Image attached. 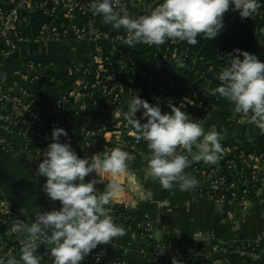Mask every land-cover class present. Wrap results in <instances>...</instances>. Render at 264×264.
I'll use <instances>...</instances> for the list:
<instances>
[{
    "label": "clouds",
    "instance_id": "1",
    "mask_svg": "<svg viewBox=\"0 0 264 264\" xmlns=\"http://www.w3.org/2000/svg\"><path fill=\"white\" fill-rule=\"evenodd\" d=\"M119 0H90L93 15L105 24L126 31L125 45L138 43L162 45L166 40L186 41L196 45L199 38L215 39L224 27L229 10L238 11L241 19L249 18L260 7L259 0H160L148 14L132 16L127 8L117 10ZM242 57V58H241ZM225 67L217 75L220 85L215 93L234 104L235 111L264 130V62L255 54L240 49L225 56ZM162 112L159 103L152 105L139 95L128 104L124 118L151 150L147 170L164 189L176 186L180 191L194 189L198 181L185 172L193 162L215 164L223 151L215 126L205 131L188 119L187 112L174 104ZM142 110L140 119L136 113ZM141 119L146 123H141ZM63 128H54L46 156L38 164L36 175L46 178L42 191L60 208L40 211L29 224L16 219L10 233H21L20 254L0 256V264H40L36 254L40 244L50 246L53 264H82L94 249L125 235L109 214L110 205L122 191L116 178L131 176L129 153L120 147L81 158L71 146ZM186 152V154H185ZM93 173L99 180L85 178ZM105 176L112 177L111 183ZM107 182L103 191L98 183ZM172 264H181L173 258Z\"/></svg>",
    "mask_w": 264,
    "mask_h": 264
},
{
    "label": "crops",
    "instance_id": "2",
    "mask_svg": "<svg viewBox=\"0 0 264 264\" xmlns=\"http://www.w3.org/2000/svg\"><path fill=\"white\" fill-rule=\"evenodd\" d=\"M150 9L149 6H138L134 8V14L147 13ZM100 30L113 35L126 32L123 28L114 29L99 18L94 24V31L82 41L45 40L46 45L39 48L47 49L45 51L47 53H43L37 59H20L19 51L22 46L26 49H34L33 43L41 40L23 41L8 57L0 59L1 82L9 88L19 86L21 81L15 76V72L28 62H44L51 67H57L56 64L63 61L77 64L89 62L100 50L112 54V42L100 40L96 36V31ZM140 69L152 74H158L162 70L154 66H141ZM31 89L39 97L50 99H55L61 93L59 85L53 80L32 86ZM129 102L122 106L102 102L99 106L81 113L73 109L70 112V122L62 126H52L47 132V137L51 143L53 129L63 128L67 131L68 137L61 136V142L70 140L72 148L79 157L100 154L105 151L106 144L97 146L91 151L85 150L83 143L85 133L100 124L119 122L124 117L123 114L128 111ZM141 115L142 110L136 113L137 119H140ZM188 119L197 121L192 117ZM234 119L235 123L229 127L212 125L209 121L197 122L205 131L215 126L223 139L241 134L249 141H255L264 134V130L250 123L249 119L236 116ZM141 121L146 123L144 119ZM110 137L108 135L106 138ZM150 154L151 150L148 149L129 154L130 159L127 163L131 176L116 178L122 191L111 203L114 207L116 205L123 207L131 221L149 224L151 233L148 239H144L138 231L128 228L120 220L119 214L106 206L114 222L124 229L125 235L114 238L109 244L99 245L92 251V256H99L109 263L124 261L127 264H171L173 258L177 259L180 253H187L197 264H264V251L257 255L234 248L235 245L258 243L264 239V182H253L249 187L250 194L244 201L216 203L200 193V190L207 189L209 185L207 168L189 167L185 170L191 178L198 181L194 189L180 191L178 186L164 189L159 181L148 173L147 164ZM35 173L32 155L27 150L25 138L17 131L5 129L0 125V200L10 208L6 216L9 224H14L16 219L30 224L40 211L56 209L55 202L42 191L46 179L38 177ZM88 178L99 180L95 173ZM105 180L111 183L113 178L105 176ZM106 181L98 183L97 189L103 191ZM198 233H202L204 240L207 239L208 242L194 253L191 252V247ZM213 241L226 247L215 248L214 252H211L208 250V245ZM162 244H171L184 251L175 249L170 255L157 260L156 248ZM9 252L6 243L0 249V256H5Z\"/></svg>",
    "mask_w": 264,
    "mask_h": 264
},
{
    "label": "built area",
    "instance_id": "3",
    "mask_svg": "<svg viewBox=\"0 0 264 264\" xmlns=\"http://www.w3.org/2000/svg\"><path fill=\"white\" fill-rule=\"evenodd\" d=\"M159 2L160 0H119L117 10L127 8L132 16L138 17L148 14V12L135 15V7L149 6L152 9ZM99 18L102 17L93 15L90 10V0H0V59L8 57L23 41L31 39H50L56 42L82 41L94 31V24ZM260 33L264 35V28L261 29ZM126 35V32L112 36V34L101 30L96 31V36L100 40H110L112 42V54H106L101 50L94 54L90 61L97 64V70L95 72L84 70V75L91 76V79H84L75 84L70 90L61 92L54 99L55 105L52 108L46 104L44 110H39L40 97L31 89L32 86H36L45 80L48 64L44 62L26 63L22 69L15 72V76L21 81V84L16 88H9L0 80V125L8 130L21 128L18 133L26 140L27 150L32 155V164L35 171H37L38 164L42 162L41 159L45 158V150L50 144L47 132L52 126H62L70 122V112L73 109H76L78 113L85 112L92 106H97L99 101L122 106L137 95L141 97V92L144 91L143 86L141 84L136 86L134 79H130L127 84H113L114 74L105 75L108 70L103 66V58L107 56L114 58L123 73L134 77H138L139 70L145 71L140 69L141 66H149L138 63L130 53L125 51ZM149 46L155 47V55L160 59L154 67L162 68L155 75L168 73L179 77L177 72L173 71V66L184 64L180 62V59L183 58V61H185L189 57L191 45L186 41L166 40L162 45ZM222 54L225 55L226 53L223 52ZM108 59L109 57H107ZM77 71H81V69L72 68L69 70V74L74 75ZM194 88L201 92L202 97H206L204 84L197 82ZM149 89L153 90L152 87ZM142 99L152 105L159 103L162 109L166 104L162 94L156 95L153 93L152 96ZM182 108L186 110L187 107L184 104ZM199 108L203 111V115L195 120L207 121L210 116V105L205 107L200 105ZM188 117L190 116L188 115ZM243 118L248 119L246 116ZM110 125L100 124L88 130L83 137L84 149L91 151L97 146L106 144L105 150L120 147L126 152H134L139 150L140 143L145 141L142 138H137L139 133L128 122L117 128ZM31 135L34 136V139L30 137ZM108 135L111 136L109 139L106 138ZM127 137L134 138V141H127ZM32 143H34L33 148L31 147ZM224 154L230 155L231 150H225ZM236 158L241 162V169H237ZM222 159L223 156L215 164L205 163L208 167L210 180L206 189L208 192L202 194L216 203L231 200L244 201L250 194L249 187L253 182H264V153L246 155L242 152L239 156H234L233 159L228 160L226 163L227 170L235 172L230 177L224 174L218 165ZM246 170L249 171L248 174H246ZM85 180L89 181L90 179L86 177ZM108 206L111 209L114 207L111 204ZM55 208L57 210L60 208L57 201L55 202ZM9 212V206L0 200V249L7 243L11 254L18 258L24 236L21 233L9 232L13 225L6 220ZM135 231H138L144 239H148L151 226L136 223ZM204 239L202 233L196 234L191 252L195 253L206 246L208 240ZM175 249L180 248H175L171 244L159 245L156 248L155 258L157 260L163 259ZM180 251L183 252L184 250L180 249ZM87 257L91 262H96L101 258L92 256L91 253ZM177 260L184 264L190 260V256L187 253H180ZM107 264L127 263L117 261L108 262Z\"/></svg>",
    "mask_w": 264,
    "mask_h": 264
},
{
    "label": "trees",
    "instance_id": "4",
    "mask_svg": "<svg viewBox=\"0 0 264 264\" xmlns=\"http://www.w3.org/2000/svg\"><path fill=\"white\" fill-rule=\"evenodd\" d=\"M260 7L257 12L249 18L241 19L238 11L229 10L224 17V27L220 34L213 40H206L203 38L198 39L196 45L190 46V55L184 59H180L183 65H174L173 71L177 72L179 77H175L168 73L162 75H155L149 71H138V77L127 75L122 72L120 66H118L113 57L103 58V66L108 70L105 75L114 74V83H128L130 79H134L136 86L141 84L144 91L141 92V97L152 96L153 93L156 95H163L166 104L164 105L162 112H170L168 104H174L179 107L180 104L186 105L187 114L194 118H200L203 115V111L200 110L199 106L210 105L209 110V121L212 125H222L224 127L232 126L235 123L234 117L243 118L244 115L235 111V106L218 93L214 92V89L220 85V81L217 79V75L226 66L225 56L227 53L233 52L234 49H240L247 51L251 54H255L262 62H264V35L260 33L261 29L264 28V0H259ZM112 36H114L112 34ZM125 51L130 53L135 61L143 65L156 66L159 63V58L156 57L155 47H150L147 44L138 43L134 46L124 47ZM226 54L223 55L222 53ZM242 58V57H241ZM58 71L57 73H51L47 71V76L43 82L53 80L55 84L59 85V90L65 92L74 87L75 84L80 83L82 80L87 78L84 75V70L95 72L98 68L97 64L93 62H85L83 64H77L72 61H63L56 64ZM72 68H79L81 71H77L74 75L69 74V70ZM141 74V75H140ZM200 82L204 84L206 90V97H202L194 85ZM150 87L153 88L149 89ZM102 101H99V106ZM48 104L51 108L55 105V100L47 97H40V104L38 108L44 110V106ZM95 106V107H97ZM92 106L90 109L95 108ZM127 120L123 117L119 122L111 124V127H119L126 123ZM141 123H144L141 121ZM21 128L17 127L13 129L19 132ZM34 139V136H30ZM127 141H134V138L127 137ZM220 143L223 151L219 154V158L223 156V159L219 161L222 172L230 177L234 171L227 170V161L239 156L242 152L246 155H259L264 153V134L258 137L255 141H249L244 135L236 134L229 138H221ZM31 147H34L32 143ZM148 149L146 141L140 143L139 150L129 152L135 154L140 150ZM231 150L230 155L224 154L225 150ZM186 153V152H185ZM218 158V159H219ZM236 160L237 169H241V162L238 158ZM191 167L195 169L208 168L203 162H195L191 164ZM249 171L246 170V174ZM208 192L206 189L200 190V193ZM58 202V201H57ZM59 203V202H58ZM60 204V203H59ZM115 210L120 217V220L130 229L135 230L136 222L131 221L128 218L126 210L116 205L112 208ZM209 244V243H208ZM225 245H221L217 242H211L208 245V250L214 252L215 248L222 249ZM233 248V247H232ZM235 249L253 253L261 254L264 251V239L258 243H247L244 245H235ZM40 257V264H53V258L50 255V246L47 244H40L37 253ZM215 257V256H214ZM216 258V257H215ZM103 258H100L96 262H91L88 257H85L82 264H107ZM184 264H197L192 259L186 261Z\"/></svg>",
    "mask_w": 264,
    "mask_h": 264
},
{
    "label": "rangeland",
    "instance_id": "5",
    "mask_svg": "<svg viewBox=\"0 0 264 264\" xmlns=\"http://www.w3.org/2000/svg\"><path fill=\"white\" fill-rule=\"evenodd\" d=\"M33 45L35 46V48L32 49V50L26 49V47L23 48V46H22V48L19 51V57H20V59H28V58H35V59H37V58H40L39 56H41L47 50V49L45 50L43 48H39V47H44L46 45L45 40H43V41L41 40L39 42L38 41H35L33 43ZM158 69H160V68H158ZM242 123H244V121H242Z\"/></svg>",
    "mask_w": 264,
    "mask_h": 264
},
{
    "label": "water",
    "instance_id": "6",
    "mask_svg": "<svg viewBox=\"0 0 264 264\" xmlns=\"http://www.w3.org/2000/svg\"><path fill=\"white\" fill-rule=\"evenodd\" d=\"M48 71L51 72V73H57L58 71V68L57 67H51V66H48Z\"/></svg>",
    "mask_w": 264,
    "mask_h": 264
}]
</instances>
